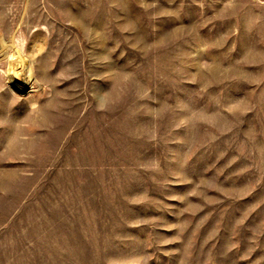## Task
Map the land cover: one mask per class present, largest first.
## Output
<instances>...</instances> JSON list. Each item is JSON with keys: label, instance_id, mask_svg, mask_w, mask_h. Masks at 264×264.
I'll list each match as a JSON object with an SVG mask.
<instances>
[{"label": "rangeland", "instance_id": "1", "mask_svg": "<svg viewBox=\"0 0 264 264\" xmlns=\"http://www.w3.org/2000/svg\"><path fill=\"white\" fill-rule=\"evenodd\" d=\"M2 37L0 264H264V0H0Z\"/></svg>", "mask_w": 264, "mask_h": 264}, {"label": "bare ground", "instance_id": "2", "mask_svg": "<svg viewBox=\"0 0 264 264\" xmlns=\"http://www.w3.org/2000/svg\"><path fill=\"white\" fill-rule=\"evenodd\" d=\"M2 41L1 44H0V61L4 58H7L8 55L10 57L11 54H9V49H8V45H6V41L4 42L3 41V37L1 38ZM16 48V47H15ZM17 50V49H16ZM16 54V53H15ZM18 55V54H17ZM13 56V55H12ZM20 56V55H18ZM22 57V56H21ZM16 59V58H15ZM30 60V59H29ZM21 61V60H20ZM17 65V64H16ZM32 65V64H31ZM13 68V67H12ZM12 70V69H11ZM13 73H16L15 71H13ZM28 73H29V77L32 75V68L28 66ZM9 74V73H8ZM11 77V75H10Z\"/></svg>", "mask_w": 264, "mask_h": 264}]
</instances>
